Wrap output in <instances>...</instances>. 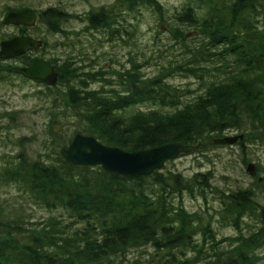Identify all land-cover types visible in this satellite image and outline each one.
Here are the masks:
<instances>
[{
  "label": "trees",
  "instance_id": "trees-1",
  "mask_svg": "<svg viewBox=\"0 0 264 264\" xmlns=\"http://www.w3.org/2000/svg\"><path fill=\"white\" fill-rule=\"evenodd\" d=\"M142 5L165 21L159 0L114 3L116 8L128 9ZM120 11L100 7L88 12L83 17L86 29L105 28L107 20L115 22ZM260 15L264 16V0H187L174 10L166 22L171 43L159 44L163 39L157 36L154 43L158 58L165 62L159 67L161 73L173 70L200 80L201 87L189 98L171 91L166 83L145 78L135 60L111 81L102 70H81L79 56L72 53L59 60L47 59L58 73L56 85L33 81L49 92L46 99L52 90L64 86L65 100L54 94L52 108L59 105L71 113L78 126L74 133L92 135L105 145L135 151L170 142L201 143L197 151H202L220 144L213 138L236 130L243 135L236 143L244 162L247 146H264V18L260 21ZM38 16L47 31L56 33L63 32L70 13L54 6ZM25 27L19 33H27L30 27ZM116 29L107 31L109 39L116 36ZM43 41L44 47L47 41ZM63 44L72 46V40ZM171 48L176 54H166ZM30 54L13 60L27 65L36 57ZM11 75L28 79L15 73L12 64L0 71L1 79ZM89 80H105L108 89L105 84L89 89ZM43 93L35 94L44 97ZM138 105L154 109L144 111ZM72 137H63V129L53 133L47 125L38 151L19 150L14 160L1 165L5 182L15 183L35 204L58 213L41 222L24 215L21 204L0 205V264L264 263V254L255 252L264 248V202L254 188L256 182L220 187L211 171L186 177L166 167L170 160L141 176L107 172L100 165H72L59 152ZM182 193L192 197L197 193L204 202L210 195L218 204V209L211 207L220 219L217 222L233 226L237 234L216 241L212 212L189 213L175 202L174 197L181 199ZM245 218L253 219L255 225L243 233ZM197 234L201 240L195 238ZM223 242L228 245L223 247ZM141 247L161 253L148 261L139 254L130 256Z\"/></svg>",
  "mask_w": 264,
  "mask_h": 264
},
{
  "label": "rangeland",
  "instance_id": "rangeland-1",
  "mask_svg": "<svg viewBox=\"0 0 264 264\" xmlns=\"http://www.w3.org/2000/svg\"><path fill=\"white\" fill-rule=\"evenodd\" d=\"M115 1L0 0V41L18 34L25 27L23 25L4 24L2 21L8 10L28 7L39 13L48 7L57 6L70 13L67 22L62 24L63 32L51 33L47 31L45 25L39 21L38 16L35 25L27 30L25 29V32L42 39V41L46 39L47 42L44 47L41 46L37 50L30 51V55L45 60L48 58L59 60L64 58L67 53H72L76 58L79 56L77 58L78 63L83 64L80 67L81 70H102L105 72L106 79L109 80L117 77V72L131 68L130 61L135 60L137 69L146 76L145 78L156 79L161 84H168L171 91L182 95L184 98L195 95L201 87L200 80L185 77L173 70L160 72L159 67L165 62L163 59L158 58L156 50L158 45L154 43L155 36L163 39L159 44L171 43L170 30L166 22L171 19L174 10H179L187 0H159L164 9L165 21L159 20L155 12L149 7L142 5L137 6L135 9H128L126 6L116 8L114 6ZM100 7H103L107 12L113 10L117 12L118 9L121 11L118 13L115 22L107 20L105 28L87 30V22L83 19L84 15L88 12L97 11ZM262 18L264 16L260 15V21ZM111 28L116 29V36L109 39L107 31ZM68 40H72V46L63 44ZM43 42L45 43V41ZM175 51H177L175 48L167 49L166 54H172L171 52L175 53ZM168 58L169 56H166V59ZM20 63L17 59L1 61L0 71L11 64L14 66ZM22 78L17 75L0 78V168H2L1 165L5 161L14 160V155L19 150L24 149L31 154L38 151L42 142L40 141L42 134L47 125L52 127L53 133L63 129V137L74 135L75 129L78 128L75 123L76 119L70 116L71 113L63 111V108L59 105L53 109L50 103L55 95H58L61 101L65 100L64 86L59 85L58 89L52 90L50 97L46 99L45 96H49L47 95L49 92L40 83ZM89 83V89L98 90L100 84H105L104 89H108L105 80L96 82H90L89 80ZM37 90L44 92V97L36 95ZM137 108L147 111L154 109V106L138 105ZM49 110H52L53 114H49ZM234 134H239V132L233 130L223 135ZM246 151L248 152V158L246 157L247 160L243 162L245 157L240 151L238 143L232 145L215 144L214 147L210 146V148L202 151H197L196 148L190 152L182 153L177 158L166 162L165 165L168 169L180 171L186 177L191 176L195 171L209 170L215 176L216 185L220 187L246 185L250 181H254L257 183L254 188L259 193L261 202H264V146L260 144L249 145ZM248 164L252 165L249 170L247 169ZM20 190H18L15 183L5 182L0 176V205L10 208V206L21 207V204L24 215H29V219L31 218L34 221L44 222L49 216L57 215L58 211L38 206ZM181 195V199L177 196L174 197L175 202L180 203L189 213L196 214L199 212L203 215L206 211L212 212V226L215 229L216 241L237 234L233 226H223L221 222H217L220 219L216 210H212L211 207L218 209V204L214 202L210 195L207 197L206 202L197 193L193 197L187 193ZM243 221L244 223L241 224L243 233H246L249 227L255 225L253 219L245 218ZM195 238L201 240L202 235L197 234ZM215 245H220V243ZM227 245V242L222 243L223 247ZM151 251L152 249L149 247H141L133 249L130 256L136 258L139 254L141 260L148 261L151 257L155 259L161 253H151ZM255 252L263 255L264 248H256ZM148 254L150 257H146ZM258 264L264 263L261 261Z\"/></svg>",
  "mask_w": 264,
  "mask_h": 264
},
{
  "label": "water",
  "instance_id": "water-1",
  "mask_svg": "<svg viewBox=\"0 0 264 264\" xmlns=\"http://www.w3.org/2000/svg\"><path fill=\"white\" fill-rule=\"evenodd\" d=\"M37 19L36 12L28 7L20 10H9L4 18V24L32 26ZM43 44L42 39L29 34H19L0 41V59L8 60L25 53L37 50ZM12 70L26 78L37 80L45 85L54 86L58 73L47 60L37 57L27 65H14ZM243 138L242 134L224 135L213 138L214 143L234 144ZM201 143L184 144L170 142L160 146L135 151L101 143L92 135L75 133L67 146L60 148L63 159L72 165H100L105 171L125 176L148 175L160 169L165 161L177 158L181 153L198 148ZM252 165L248 164L247 169ZM75 264H96L92 262H77Z\"/></svg>",
  "mask_w": 264,
  "mask_h": 264
},
{
  "label": "flooded vegetation",
  "instance_id": "flooded-vegetation-1",
  "mask_svg": "<svg viewBox=\"0 0 264 264\" xmlns=\"http://www.w3.org/2000/svg\"><path fill=\"white\" fill-rule=\"evenodd\" d=\"M25 8V7H24ZM20 9H22V8H20ZM20 9H12V10H20ZM9 11V10H8ZM7 11V12H8ZM35 12H36V14H37V17H38V15H39V13H37V11L36 10H34ZM35 25V24H34ZM34 25H32V26H34ZM32 26H29V27H32ZM19 34H28V33H18V34H14L13 36H15V35H19ZM30 35V34H29ZM32 36V35H31ZM36 58V57H35Z\"/></svg>",
  "mask_w": 264,
  "mask_h": 264
}]
</instances>
